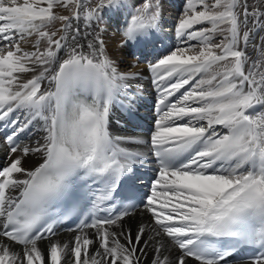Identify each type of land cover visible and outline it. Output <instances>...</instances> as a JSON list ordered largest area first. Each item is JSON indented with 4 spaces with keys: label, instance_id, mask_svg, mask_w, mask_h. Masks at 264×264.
<instances>
[{
    "label": "snow or ice",
    "instance_id": "snow-or-ice-1",
    "mask_svg": "<svg viewBox=\"0 0 264 264\" xmlns=\"http://www.w3.org/2000/svg\"><path fill=\"white\" fill-rule=\"evenodd\" d=\"M163 16V0H0V264H264V0H186L185 46L158 55ZM113 18L118 47L152 49L147 140L110 131L139 78L107 52ZM66 220L73 238L51 239Z\"/></svg>",
    "mask_w": 264,
    "mask_h": 264
},
{
    "label": "bare ground",
    "instance_id": "bare-ground-1",
    "mask_svg": "<svg viewBox=\"0 0 264 264\" xmlns=\"http://www.w3.org/2000/svg\"><path fill=\"white\" fill-rule=\"evenodd\" d=\"M130 2H135V0H130ZM250 3H255L256 0H249ZM186 0H163L164 7V16H163V28L159 33L160 43L156 46L158 49L157 54L163 55L167 53L168 49L177 47V46H185V43L179 40L174 36L173 27L177 23V18L181 15L183 6L185 5ZM62 14H68L67 10H61ZM107 19V18H106ZM74 26L76 22L74 21ZM118 21L113 18L111 21L107 23V31L103 34V39L105 41V45L107 48L108 54L113 58V60L117 63L119 69L124 72L136 73L139 74V78L132 80L130 82L132 92L135 95L136 103L135 106L139 108L141 113H144V118L147 121L148 132H142V127L137 125V123H129L126 121L124 114L120 112V110L113 105V109L110 115V131L113 135L117 136H134L140 137L142 139L147 140L149 132L153 126L154 120L156 119V115L153 114V107L155 108L156 102L158 99V93L153 85V77L150 71L148 70L146 63L147 61H151L154 59L152 55L149 53L152 52V49L149 48L147 53L141 54V50L135 47L125 46L123 48L118 47V43L121 39L119 31L117 30ZM59 25L57 24L56 27ZM200 27V26H197ZM189 44H197V41H188ZM26 47H30L29 45H24ZM249 54H253V49L251 46V42L249 43L248 49ZM147 56V61L145 59ZM135 64V67H130ZM46 86V82H45ZM126 101V100H125ZM16 115H20V113H16ZM3 123V122H0ZM6 129L0 128V166H4L7 163V151L3 144V136ZM10 131V129H7ZM38 138L37 132L33 131L28 134H23L21 143L22 144H32ZM127 147H135L140 151H148L147 145H124ZM35 163V159L33 157H28L25 160V164L31 165ZM152 166L151 164H149ZM141 172H148L152 175L151 170L147 171L146 168L142 169ZM146 179V178H144ZM150 179V178H149ZM147 185L145 188L147 189ZM147 222V216L143 213L142 207L134 211L128 217L124 219V227L130 228L135 234L137 226L139 223ZM91 232L92 230H88ZM73 232H66L60 235H57L51 239H59L61 241H68L73 238ZM48 244L47 240L41 241L40 246L42 249L46 247ZM144 264H150L152 259L151 250H149L148 256L144 257Z\"/></svg>",
    "mask_w": 264,
    "mask_h": 264
}]
</instances>
